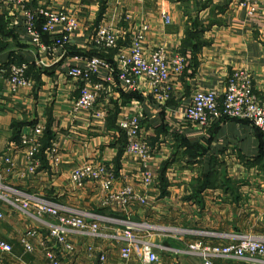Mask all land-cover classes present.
Listing matches in <instances>:
<instances>
[{
  "label": "crops",
  "instance_id": "obj_1",
  "mask_svg": "<svg viewBox=\"0 0 264 264\" xmlns=\"http://www.w3.org/2000/svg\"><path fill=\"white\" fill-rule=\"evenodd\" d=\"M254 1L255 14L241 7L239 0H27L32 10L63 9L78 18L79 29L64 53L42 51L40 44H51L50 35L40 30L42 20L37 23L41 32L37 43L26 29L22 10L0 3V153H8L16 163L12 174L0 163L4 182L94 214L161 226L164 221L185 230L173 239H164L163 233L149 237L169 253L160 256L157 264H205L188 250L196 240L215 245L227 244L235 235H264V131L235 118L205 130L185 115L196 90L223 93L227 79L237 70L251 74L255 92L264 97V0ZM99 25L114 29L117 48L101 50L92 44ZM144 25L149 26L143 42L147 55L164 47L169 54L179 52L186 59L183 74L171 78L170 100L156 101L145 80L132 90L117 71L107 81L108 72L101 70L93 77L94 84L104 85L95 108L75 112L82 82L68 72L75 64L84 66L76 57L99 56L116 66L118 53L129 52L132 37ZM39 60L46 66L39 65ZM22 63L28 65L33 85L12 92L8 73L2 70ZM136 114L143 116L142 137L151 148L154 180L148 185L142 181L141 161L126 153L127 138L119 128L124 116ZM37 125L44 132L50 128L53 139L44 150L42 142L31 160L20 141ZM54 144L58 165L49 155ZM32 163L34 172L28 170ZM84 165L110 168L115 179L109 193L130 187L146 203L106 205L109 193L101 181L90 179L81 188L71 181L73 170ZM2 210L0 237L13 251L0 252V262L51 264L41 242L50 239L54 220L31 216L7 202ZM104 229L108 234L114 231ZM70 238L76 250L59 255L64 264H99L96 257L102 253L108 255L107 264H144L135 256L123 260L120 244L110 237L72 232ZM24 241L34 249L29 251ZM90 246L93 257L88 253ZM214 263L248 264L233 258H216Z\"/></svg>",
  "mask_w": 264,
  "mask_h": 264
},
{
  "label": "built area",
  "instance_id": "obj_2",
  "mask_svg": "<svg viewBox=\"0 0 264 264\" xmlns=\"http://www.w3.org/2000/svg\"><path fill=\"white\" fill-rule=\"evenodd\" d=\"M0 3L16 6L25 18L27 31L37 43L41 42V32L37 28L39 19H44L41 27L42 33L50 35L51 44H40L42 51L65 52L70 44L75 31L79 29V20L63 9L39 8L32 10L27 7V0H0ZM239 5L249 10L250 14L257 12L254 0H239ZM166 22H170L169 15L163 14ZM149 28L144 25L141 30L132 37L129 52L121 50L117 55L116 66L108 60L99 57H80L84 66L75 64L69 69V76L82 82L80 95L74 104V111L93 110L97 98L103 90V83H93V77L101 70L108 72L107 81L112 80L117 71L119 79L136 90L140 80H145L151 88V94L159 103L170 100L173 86L171 78L179 77L186 67L185 57L179 53L167 52L164 47H158L149 55L145 53L143 42L145 32ZM92 44L101 50H111L118 47V36L113 28L99 25L92 36ZM39 65L46 66L43 60ZM8 84L12 92H17L23 87H32L33 82L27 75L28 65L11 64L8 70ZM93 83V84H92ZM98 115H103L99 113ZM185 115L192 123L208 130L224 119L235 118L248 120L260 130L264 131V97L259 96L253 86L251 74L244 70L234 71L227 79L226 89L223 93L217 90H196L191 98ZM119 128L127 138L126 153L139 159L143 166L142 181L151 184L154 174L151 169V148L142 137L143 116L140 114L126 115L119 122ZM44 127L37 125L31 135H24L20 145L26 146L27 155L31 160L42 145ZM49 155L54 165H58L60 159L56 154V145H52ZM0 163L4 165L8 174L15 172L16 163L8 153H0ZM28 170H36L35 163ZM99 180L106 192H110L115 175L113 170L103 165H84L73 170L71 181L78 187H84L88 180ZM146 203V198L138 195L132 188L126 187L118 193H109L105 204L116 207H126L133 202ZM11 203L22 212L34 217L47 216L54 220L50 226V239L43 240L41 246L51 264H64L59 256V250L63 254H73L76 250L75 243L71 240L72 232L90 237H110L120 244V256L123 260L136 257L144 264L159 262L157 252L160 247L149 237L153 233H174V236L185 234V230L167 228L154 225L147 221L138 222L129 218L112 217L102 214H94L68 205L49 200L41 195L26 193L10 187L4 182L3 172L0 170V220L5 218L2 203ZM107 227H113L115 234L105 233ZM53 244H50V243ZM29 251L34 248L25 242ZM190 253L203 258L205 264H215L216 258H233L248 264H264V235H235L227 244L211 245L203 240H196L188 245ZM12 245L0 237V252L11 253ZM90 257L94 256V248H88ZM99 264L108 263V255L100 254ZM0 264H5L0 262Z\"/></svg>",
  "mask_w": 264,
  "mask_h": 264
},
{
  "label": "rangeland",
  "instance_id": "obj_3",
  "mask_svg": "<svg viewBox=\"0 0 264 264\" xmlns=\"http://www.w3.org/2000/svg\"><path fill=\"white\" fill-rule=\"evenodd\" d=\"M161 223H165L164 225L169 229V228H175V226H173V225H170L168 222H161ZM115 232L116 231H112V232H110V234H115ZM155 235V233H153V236ZM241 235H244V234H241ZM252 235V234H251ZM166 238H164V239H170V238H172V237H174V233H167L166 235ZM155 238H157V236H154ZM233 237V236H232ZM173 239V238H172ZM151 241H153L154 242V240L151 238L150 239ZM156 243V242H155ZM157 244V243H156ZM157 252H158V254H159V257L161 256V257H167L168 256V251H166V250H164V249H161V247H159L158 248V250H157ZM161 252V253H160ZM59 255L61 256L62 254H63V252L61 251V250H59ZM65 255V254H64ZM68 255V254H67ZM67 255H65V256H67ZM154 264H157V263H154Z\"/></svg>",
  "mask_w": 264,
  "mask_h": 264
},
{
  "label": "trees",
  "instance_id": "obj_4",
  "mask_svg": "<svg viewBox=\"0 0 264 264\" xmlns=\"http://www.w3.org/2000/svg\"><path fill=\"white\" fill-rule=\"evenodd\" d=\"M42 20V24H43V22H44V19H39V21H38V23L40 22ZM40 27H42V25L40 26ZM40 30H41V28H40ZM42 32V31H41ZM45 35L46 33H42V35ZM48 35V34H47ZM225 120V119H224ZM224 120H222V121H224ZM43 136H44V138H42L43 140H42V142H43V150H44V148H47V147H49L50 145H51V141H52V139H53V133H52V131H51V129L50 128H47L46 130H45V132H44V134H43Z\"/></svg>",
  "mask_w": 264,
  "mask_h": 264
}]
</instances>
